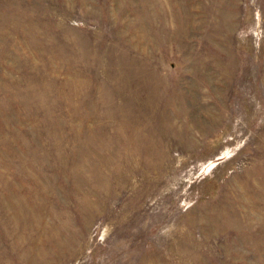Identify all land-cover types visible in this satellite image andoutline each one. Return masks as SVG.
<instances>
[{
	"label": "rangeland",
	"instance_id": "374dc122",
	"mask_svg": "<svg viewBox=\"0 0 264 264\" xmlns=\"http://www.w3.org/2000/svg\"><path fill=\"white\" fill-rule=\"evenodd\" d=\"M0 264H264V0H0Z\"/></svg>",
	"mask_w": 264,
	"mask_h": 264
}]
</instances>
